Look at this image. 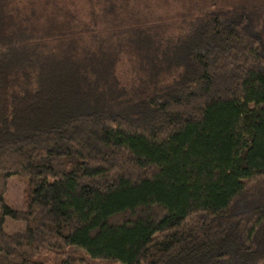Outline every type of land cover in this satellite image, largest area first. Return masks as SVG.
Here are the masks:
<instances>
[{
	"label": "trees",
	"instance_id": "trees-1",
	"mask_svg": "<svg viewBox=\"0 0 264 264\" xmlns=\"http://www.w3.org/2000/svg\"><path fill=\"white\" fill-rule=\"evenodd\" d=\"M18 2L0 0V264H264V6L198 12L171 81L131 98L107 57L99 78L55 67Z\"/></svg>",
	"mask_w": 264,
	"mask_h": 264
},
{
	"label": "rangeland",
	"instance_id": "rangeland-1",
	"mask_svg": "<svg viewBox=\"0 0 264 264\" xmlns=\"http://www.w3.org/2000/svg\"><path fill=\"white\" fill-rule=\"evenodd\" d=\"M18 1L22 10L14 13L16 22L27 20V27H34L33 37L41 40L37 43L40 54H49L55 67L61 64L65 68L67 61L78 63L81 59L99 78L104 71L97 63H104L103 57H107L116 76L115 85L126 93L138 94L131 98L171 81V71L165 65L172 57V42L186 36L188 24L198 12L213 3L264 6V0ZM262 15L264 18V11ZM17 37L24 41L30 38L22 33ZM22 188L15 179L10 184L5 197L12 207L21 206Z\"/></svg>",
	"mask_w": 264,
	"mask_h": 264
}]
</instances>
